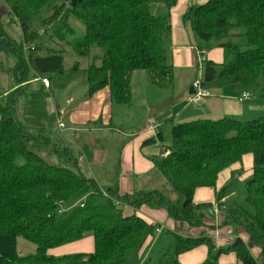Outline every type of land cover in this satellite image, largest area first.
<instances>
[{"label":"trees","instance_id":"16d2710c","mask_svg":"<svg viewBox=\"0 0 264 264\" xmlns=\"http://www.w3.org/2000/svg\"><path fill=\"white\" fill-rule=\"evenodd\" d=\"M72 1L4 0L22 30L23 45L17 47L1 33L0 39L16 54L22 73L24 47L39 40L43 24H58L66 17V21L80 20L86 28L85 35L70 45L76 56L89 59L96 52L86 71L88 97L109 89L114 104L130 106L131 81L138 71L147 72L157 88H173L175 68L169 51L172 10L178 0H78L75 8ZM157 5L164 9L155 10ZM50 13V18H45ZM185 22L201 54L223 51L221 63L207 61L203 67L199 82L204 90L240 88L246 78H254L264 98V0H208L191 7ZM32 49L28 61L35 72L62 71L61 54L49 50L43 57L40 53L45 51ZM13 103L0 108V264H124L147 227L144 219L126 208L137 211L143 203L151 202V197L143 201L121 197L115 189L101 190L93 180L46 162L39 150L35 151L42 137L30 144L13 115ZM157 141L164 142L161 132ZM154 143L156 140L147 144ZM165 152L169 156L155 158L154 164L184 202L178 208L159 194L157 206L168 209L178 223H190L187 215L213 209L212 203L195 205L197 190H216L223 172L242 164L247 156L253 158L252 178L245 184L246 204L253 211L251 239L264 252V117L248 122L226 117L176 125ZM226 193L227 188L216 192L219 207ZM89 235L95 246L90 255H48L50 250ZM19 238L33 243L36 254L21 257ZM202 245L210 250L204 264H218L219 257L229 252L242 264H259L241 238L228 249H217L209 237L178 235L175 252H165L161 264H180L181 254Z\"/></svg>","mask_w":264,"mask_h":264},{"label":"rangeland","instance_id":"374dc122","mask_svg":"<svg viewBox=\"0 0 264 264\" xmlns=\"http://www.w3.org/2000/svg\"><path fill=\"white\" fill-rule=\"evenodd\" d=\"M199 1L190 0V8L204 4H202V0ZM157 9L164 8L157 5L155 10ZM51 14H47L45 18H50ZM0 24L3 27H0V33L7 36L17 47H21L23 45L22 30L14 17L0 11ZM185 24L189 27L186 22ZM85 33V25L74 18L66 21L65 17L58 24H43L40 28L39 40L32 42L23 49V73L18 68L16 54L10 51L7 41L0 39V108H7L14 102L13 115L15 119L25 129L30 144H35L37 138L42 137L39 141L40 146H37L35 151L38 153L39 150L40 156L49 164L66 167L85 178L93 172L99 186L104 191L114 189L124 178L130 180L134 184L135 192H137L136 195L132 196V200L143 201L151 197V202H145L139 207L138 214L145 207L146 210L151 212L159 208L157 206L159 194L172 206L180 208L184 198L174 191L156 167L141 169L142 172L139 174L133 169L130 173L124 175L122 162L125 146L128 142L137 141L138 136L148 122L156 116L163 125L164 142L155 148L163 154L164 147L171 143L173 126L187 122L189 119L186 118L185 114L199 113V111L202 113L205 109L204 103L206 101L199 104L190 102V90L187 89L186 80L193 79V85L199 82L203 74V67L207 62L203 61V57H207V60L210 61L208 58L212 57H209V54L215 58L217 54H220V49L207 51L204 55L199 53V65L191 71L175 68L174 85L173 88L168 90L155 87L147 72H139L134 77L132 105L117 107V109H122V112L115 113L117 114L115 116L116 120L122 121V129L114 127V124L112 129H107L105 126L108 121L104 114L98 117L99 120H95V114L88 111L89 106L92 107L93 111L96 110V103H93V100H90L87 95L89 90L86 75L96 52L89 59H81L76 56L70 46L74 39L82 38ZM191 35L194 38L192 33ZM51 38L53 43L45 42L51 40ZM235 42L242 43L243 41L237 40ZM32 47H39L44 51H49V49L58 50L61 47L63 49V72L50 76L51 89L44 88L41 82H32L29 86L23 85L20 87L22 81L24 83L31 80L26 78L31 77L28 58L33 50ZM20 73L22 74L20 75ZM15 87L16 90L5 95ZM236 89H242L241 95L249 93V100L257 101L259 106L264 107V98L261 97L260 87L256 79L246 78L243 85ZM216 92H212L213 99L216 97ZM59 99L61 100L62 110L67 111L69 117L66 119L60 117L58 122L55 104ZM71 99L74 102L68 106L67 101ZM182 108L187 109L188 113L180 117L176 116ZM76 111L77 113H75ZM78 111H80L79 114ZM170 116H175L173 124L168 122ZM263 117L264 110H261L250 113L238 120L248 122ZM200 118L207 119L206 117ZM212 118V120H218L220 117ZM61 123L63 128L60 127ZM71 123L77 125L75 130L70 129L73 126ZM128 135H131L130 138L127 137ZM154 146L156 144H150L149 147L154 149ZM84 156L87 158V162ZM130 156L135 159L137 156L141 159H149L143 152L142 147L139 149L134 147ZM241 166V170L236 172V176H232L226 184L228 201L222 202L221 207L216 204V210L218 211L205 209L201 214L187 215L188 220L190 219L192 222L179 223L182 228L187 225L198 230L205 228L216 230L213 224L217 223L218 218L221 216L222 218L218 224L230 227L228 234L236 236L234 242L240 238L237 235L239 229L247 232L251 239L249 225L251 224L253 211L246 204L245 184L252 178L253 164L251 160H248V162L242 163ZM141 192H143V196L138 195ZM139 215L141 216V213ZM150 216V214L142 216L147 222V227L138 248L128 253L124 264H161L165 252L174 253L176 250L175 235L185 236V231L181 228L170 230L166 226L163 227V225H153ZM169 216L176 222L171 212H169ZM157 229H162L160 236L156 233ZM203 235L207 236L206 233H203ZM89 237H92V235H89ZM251 243L258 248L256 249L257 252H259V249L262 251V253L259 252L261 254V261H259L264 264L262 248L255 244L252 239ZM143 248L145 251L140 255ZM17 249L21 257L32 256L37 252L36 246L23 238L18 239Z\"/></svg>","mask_w":264,"mask_h":264},{"label":"crops","instance_id":"0c3cea01","mask_svg":"<svg viewBox=\"0 0 264 264\" xmlns=\"http://www.w3.org/2000/svg\"><path fill=\"white\" fill-rule=\"evenodd\" d=\"M190 0H178L177 5L173 8L172 10V32H171V50L169 51V56L171 59V63L174 66V68H182L185 70L191 71L197 65H199V51L195 47V37L193 38L191 35V30L187 25L185 24V16L190 10V5H189ZM198 1V0H197ZM201 1V0H200ZM199 1V2H200ZM202 4H206L208 0H202ZM203 4V5H204ZM0 11L7 14V15H12L8 6L5 4L4 0H0ZM13 16V15H12ZM0 27L2 25L0 24ZM191 32V33H190ZM193 34V33H192ZM23 35V33H22ZM194 36V35H193ZM43 37V36H42ZM41 37V38H42ZM45 42L48 43H53V40H46ZM47 44V43H46ZM50 50V49H49ZM44 51V50H43ZM47 51V50H46ZM40 53V56H46L47 52ZM57 52L58 54L63 55V49L62 47L58 50H52ZM63 57V56H62ZM208 58L210 61H213L215 63H221L223 61V51L220 49V54H217L216 57L211 56L209 54ZM206 61L207 60V57ZM91 64V63H90ZM30 78L26 79H31L28 80L27 82L23 81L21 82V86H29L32 82H42L43 79H48L50 82L49 87H45L47 89H51V79L50 76L52 74H58L62 73L60 72H55V73H49V74H38L35 72L31 67H30ZM138 71L133 74L132 81H131V88H132V96L134 97V77L139 74ZM23 79V78H20ZM193 79H187L186 84H187V89L190 90V92L193 89ZM44 85V84H43ZM238 88V87H236ZM236 88H227L224 90H216V97L213 99V95L211 93V97L206 99L204 103V110L202 113L199 111V113H188L187 109L182 108L180 112L176 116H183L184 114L186 115V118L189 119L187 122H182V124L185 123H190L194 122L197 120H194L196 118L200 117H206L207 119H198V120H212V117H220L218 120L230 117L233 119H240L244 118L245 116L249 115L250 113H255L257 111L264 110L263 106H259L257 104V101H251L249 100L250 98L246 99L245 101L241 102L240 98L242 97V89H236ZM13 90H16V87L13 88L12 90H9L8 93H5V95L10 94L13 92ZM240 91V92H239ZM88 95V93H87ZM90 100H93V103H96V110L93 111L92 107H88V111L95 114V120L98 119L99 116L104 114V117L107 119V124L105 127L107 129H112L113 124L115 125L114 127H119L122 129V121L119 119L116 120V112H122V109H117V107H121L120 105L114 104L111 100L110 96V91L109 89H104L92 97H88ZM74 101L71 99L67 101V105L70 106ZM133 103V102H132ZM132 105V104H131ZM130 105V106H131ZM128 107V106H127ZM55 109L57 112V118L58 122L60 121V117L67 118L69 117V113L65 110H62V104L61 100L59 99L57 104H55ZM86 111V112H88ZM77 113V111L75 112ZM80 111H78V114ZM216 115V116H215ZM219 115V116H218ZM169 117L168 122L173 124L175 122V116ZM99 120V119H98ZM193 120V121H190ZM215 121V120H213ZM88 123V122H87ZM62 124V123H61ZM60 124V125H61ZM73 126L72 130H75L77 128V125L75 123H71ZM63 125V124H62ZM174 127V126H173ZM163 133V125L162 122L158 119V117L154 116L151 121L148 122V124L145 126V128L142 130L140 135L138 136L137 141L133 143H127L125 146V153H124V160H123V172L124 175H127V173H130L134 169L136 173L142 172L141 169H153L155 168L154 164V159L161 157V153L159 152L158 149L155 147H158L161 143L157 141V135L158 133ZM131 136V135H130ZM128 135L127 137L130 138ZM151 140H156V146H154V149H152L150 144H147ZM134 147L136 149H139L142 147L143 152L149 157L148 160L141 159L138 156L135 158L130 156V153L133 151ZM94 155V154H93ZM85 161L87 162V158L84 156ZM248 160L252 161L253 164V158L251 156L245 157L243 163ZM242 164H237L233 166L231 169L226 170L220 175L218 184H217V189H199L197 190L195 197H194V203L195 205H200V204H207V203H212L213 209L216 210L217 205H216V192H219L226 188V184L231 180L232 176H236V172L241 170ZM157 168V167H156ZM90 177V178H89ZM87 177L89 180H93L97 186L101 189L97 182V178L94 176L93 172H91L90 176ZM126 178H124L123 181H125ZM118 183L116 187L114 188L117 190L119 196L124 197V196H129L132 197L137 194L135 192V187L134 184L129 180H126L125 182ZM102 190V189H101ZM228 191L226 193V196L222 202H227L228 201ZM139 196H143V192L138 194ZM146 208V207H145ZM145 208L142 209V211H139L141 213V216L138 214V210L135 211L131 207H127L126 210L129 213H136L139 217L144 219L142 216L143 215H151V220L153 225H158L163 227H168L170 230H176L181 228L183 231H185V236L183 238H199L204 236L203 233H206L207 236L209 237L214 245L217 247V249H228L233 246L235 235H229L228 232L230 230V227L228 225H219V221L222 218L221 216L218 218L217 223L213 224V227H216V230H210L209 228H205L203 230H198L195 228H191L190 226L183 225L184 228L181 227V225L174 220H172L169 216V211L164 209V208H157L154 211H149L146 210ZM222 209V208H221ZM227 209V207H226ZM224 209V210H226ZM218 211V210H216ZM222 214V213H220ZM145 220V219H144ZM146 221V220H145ZM147 223V222H146ZM237 234V233H236ZM238 236H240L241 239L245 242L247 245L248 249L250 250L251 254L253 257L259 262V264H262L261 261V254L262 251L259 249V252H257L254 245L251 243V239L247 232H244L242 229L238 231ZM160 236V235H159ZM95 246H94V239L93 237H87L81 241L73 242L71 244H67L61 247H58L56 249L50 250L48 252V255L53 258H63V257H68V256H74V255H90L94 252ZM145 249L141 251L140 255L144 253ZM209 254L210 250L207 245H202L198 247L197 249H194L193 251L181 254L178 258L180 264H204L209 260ZM260 260V261H259ZM218 264H242L240 260L238 259L237 255L233 252H229L227 254L221 255L218 260Z\"/></svg>","mask_w":264,"mask_h":264},{"label":"built area","instance_id":"2783aa9c","mask_svg":"<svg viewBox=\"0 0 264 264\" xmlns=\"http://www.w3.org/2000/svg\"><path fill=\"white\" fill-rule=\"evenodd\" d=\"M203 55L205 54L202 53ZM203 61H206V58L203 57ZM43 84L45 87H49L50 85V82L48 79H43L42 80ZM193 94L190 95V102L191 103H195V104H199L201 103L202 101H205L206 99L210 98L211 97V92L207 91V90H204L201 85H200V82H196L194 83L193 85ZM250 97V94L249 93H244L242 95V97L240 98V101L243 102L245 101L246 99H248ZM61 128H63V125L61 124L60 125ZM169 156V152H165L162 154V157H168ZM156 233L158 235H160L162 233V229H157Z\"/></svg>","mask_w":264,"mask_h":264},{"label":"water","instance_id":"95a60500","mask_svg":"<svg viewBox=\"0 0 264 264\" xmlns=\"http://www.w3.org/2000/svg\"><path fill=\"white\" fill-rule=\"evenodd\" d=\"M77 3H78V0H73L72 3H71V7L75 8ZM192 94H193V90L190 92V95H192Z\"/></svg>","mask_w":264,"mask_h":264}]
</instances>
